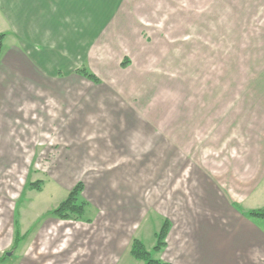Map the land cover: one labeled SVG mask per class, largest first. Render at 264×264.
I'll list each match as a JSON object with an SVG mask.
<instances>
[{
  "label": "crops",
  "instance_id": "0c3cea01",
  "mask_svg": "<svg viewBox=\"0 0 264 264\" xmlns=\"http://www.w3.org/2000/svg\"><path fill=\"white\" fill-rule=\"evenodd\" d=\"M125 1L0 0V34L6 35L0 62V126L11 125L29 101L37 111L48 109L49 114L54 107L63 109L57 121L48 124L42 120L52 129L45 135L46 140L53 141L46 149L54 152V157L68 150L65 160L76 169L83 168L76 172L107 174L100 189L128 175L134 177V183L141 174L163 173L165 180H171L167 176L174 170V157L181 156L173 153L172 140L168 142L167 120L157 134L156 120L145 113L140 116L148 103L131 107L117 100L113 88L77 73L81 70L78 62L97 60L107 65L113 59L107 47L118 53V47L108 43L114 35L122 36L124 48L132 53L131 57L125 55L124 61L137 60L138 52L141 61L148 59L147 45L132 43L138 36L137 25L118 15L126 5L138 9L140 0L131 4ZM195 5L196 9H213V15L207 22L203 16H196L197 41L191 55V46L181 47V76L184 82L191 79L192 84H184L181 91L180 125L196 127L198 143H213V154L228 159L221 171L229 176V195L223 198L218 194L217 178L210 181L192 170L190 182L182 180L185 186L181 200L176 202L180 206L175 218L168 216L173 212L166 208L164 221L168 220L171 228L165 249L174 248L180 264H220L221 255H227L221 246L236 225L245 223L251 235L258 234L254 228L261 230L247 216L252 210L264 209V205L244 204L264 182V25L260 29L249 27L254 13L264 15V0H196ZM221 9L233 11L229 21H220L217 14ZM185 27L182 22L179 28ZM94 29L102 38V52L95 57ZM30 94L33 97L28 98ZM36 94H49L50 100L39 95L36 99ZM78 94L85 95V109L78 105ZM77 108L83 110L82 120H77ZM218 150L224 153H216ZM185 167L180 166L181 171ZM95 212L89 221L76 223L92 225L98 214ZM89 216L86 212L83 219Z\"/></svg>",
  "mask_w": 264,
  "mask_h": 264
},
{
  "label": "rangeland",
  "instance_id": "374dc122",
  "mask_svg": "<svg viewBox=\"0 0 264 264\" xmlns=\"http://www.w3.org/2000/svg\"><path fill=\"white\" fill-rule=\"evenodd\" d=\"M130 1L132 0L124 3L128 4ZM195 2L196 0H140L138 9L132 6L128 9V5L127 9H120L119 16L125 17L124 20L128 23L137 25L138 36L132 43L139 41L149 48V56L145 61L139 59L141 52H138L137 60L131 61L129 58L127 68L123 69L121 66L125 55L131 57L132 53L124 48L126 43L123 37L114 35L108 43L117 46L119 51L116 53L112 46L107 47L111 50L110 58H113L107 65H102L97 60L78 62L81 69L95 75L102 85L113 88L118 101L127 102L134 108L142 102L148 103L146 111L141 112L140 116L145 113L147 117L156 120L157 134L167 120L168 142L172 140L173 153L181 155L174 157V170L172 174H167L172 179L165 180L166 174L163 173L141 174L134 183V177L128 175L127 179L118 177L120 180L105 183L100 189L107 174L76 172L75 170L83 168L76 169L72 162L65 160L64 155L69 154L68 150L54 157V152L46 149V144L53 141L46 140L45 135L52 129L51 126L44 125L42 120L46 119L48 124L57 121L59 112H63V109L54 107L53 113L49 114L48 109L37 111L29 101L27 106L25 104L24 115L14 116L11 125L0 126V258L7 257L0 264H144L131 255L133 240L139 239L152 252L156 243L155 234L167 216L166 208L169 206L168 209L173 212L168 216L175 218V211L180 206L176 202L181 200V192L185 186L182 180L187 178V182H190L192 170L208 177L210 181L212 177L217 178L218 194L223 198L229 195V176L221 171L228 159L213 154V143H198L196 127L180 125L181 91L184 84H192L191 79L189 82L185 79L184 82L181 76V47L182 44L187 48L191 46V55L197 41L196 16H203L207 22L209 18L211 21L213 15V9H196ZM219 11L221 13L217 15L222 22L229 21L230 16H233L230 9H226V12L225 9ZM263 18V14L254 13L249 20V27L252 25L255 29H260L264 25ZM182 22L187 24L183 30L179 28ZM95 26L98 27L97 24ZM100 34L95 29L92 31L93 57L102 52ZM99 38L101 39L98 40ZM44 85L49 84L45 82ZM38 95H34L36 99ZM26 96L33 97L32 94ZM49 96L39 95L45 101L50 100ZM84 96H77L80 98L77 99L78 105L83 109L87 107ZM88 99H91V95H88ZM81 111L83 110L76 109L77 120H82ZM37 112H40L39 119ZM103 112L107 115L105 109ZM34 114L35 117L32 118ZM79 129L78 125L77 133ZM216 153L224 152L218 150ZM185 164L183 172L180 166L184 167ZM175 166L179 167L178 170ZM36 182L42 183L39 191L29 188V184ZM79 182L85 188L86 199L83 193L82 199L93 204L87 202L90 204L87 209L89 219L86 217L80 222L92 219L96 209L98 214L94 223L87 225L76 223V220L62 222L49 218V215L52 216L51 212ZM262 184L244 206L255 205L261 208L264 205V182ZM91 206L95 208L92 210ZM247 219L261 230L254 226V232L258 234L251 235L246 229L249 228L248 225H236L232 230L234 233L221 246V250L227 255H221L220 264H264V246H261L264 221L250 216ZM17 233L19 238L16 244ZM170 248L161 253L152 252L153 257L180 264V256L174 248L171 251ZM8 253H11L10 257ZM170 258H173V262L168 261Z\"/></svg>",
  "mask_w": 264,
  "mask_h": 264
},
{
  "label": "trees",
  "instance_id": "16d2710c",
  "mask_svg": "<svg viewBox=\"0 0 264 264\" xmlns=\"http://www.w3.org/2000/svg\"><path fill=\"white\" fill-rule=\"evenodd\" d=\"M6 35L4 33L0 34V62L4 50V42ZM128 61L125 60L122 63L123 68H127ZM82 77L89 79L94 82H99V79L87 71L86 69L78 70L77 72ZM41 182L29 184L30 189L41 190ZM84 191V184L82 182L77 183L72 190H70L68 196L63 200L57 208H55L51 214L52 216L60 220H81L84 218L89 204L82 199V193ZM251 218L259 219L264 221V209L252 210L248 213ZM171 224L168 220L164 221L160 230L155 234L156 243L152 249L154 253H161L167 245V238L170 233ZM19 233H17L16 244L18 243ZM152 252H150L144 243L139 239H134L131 246V255L134 259L143 262L144 264H171L169 262H164L153 257ZM7 257L0 258V262H4Z\"/></svg>",
  "mask_w": 264,
  "mask_h": 264
},
{
  "label": "water",
  "instance_id": "95a60500",
  "mask_svg": "<svg viewBox=\"0 0 264 264\" xmlns=\"http://www.w3.org/2000/svg\"><path fill=\"white\" fill-rule=\"evenodd\" d=\"M7 255L10 257L11 256V253H8Z\"/></svg>",
  "mask_w": 264,
  "mask_h": 264
}]
</instances>
